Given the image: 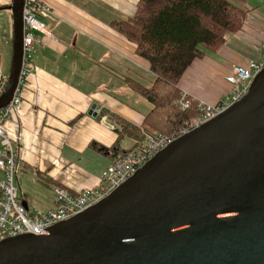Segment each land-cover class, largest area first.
<instances>
[{
	"label": "water",
	"instance_id": "95a60500",
	"mask_svg": "<svg viewBox=\"0 0 264 264\" xmlns=\"http://www.w3.org/2000/svg\"><path fill=\"white\" fill-rule=\"evenodd\" d=\"M23 2L9 6L0 108L18 83ZM0 264H264V67L239 100L173 139L97 203L45 234L1 240Z\"/></svg>",
	"mask_w": 264,
	"mask_h": 264
},
{
	"label": "crops",
	"instance_id": "0c3cea01",
	"mask_svg": "<svg viewBox=\"0 0 264 264\" xmlns=\"http://www.w3.org/2000/svg\"><path fill=\"white\" fill-rule=\"evenodd\" d=\"M11 1L0 0L1 32ZM43 1L56 13L44 19L52 36L37 34L22 107L4 122L16 148L17 193L20 190L18 196L30 212L54 207L55 186L75 193L99 183L111 158L95 146H110L118 133L91 112L92 106L139 126L151 104L129 88L125 78L140 80L145 70L153 80L135 44L111 24L133 17L138 0ZM237 3L246 9L242 27L227 33L217 50H203L179 83L180 89L208 104L217 103L231 88V67L259 59L264 47V0ZM6 32L12 39V28ZM6 44L9 41L2 46L0 75H8L10 68ZM133 143L124 136L120 145Z\"/></svg>",
	"mask_w": 264,
	"mask_h": 264
},
{
	"label": "trees",
	"instance_id": "16d2710c",
	"mask_svg": "<svg viewBox=\"0 0 264 264\" xmlns=\"http://www.w3.org/2000/svg\"><path fill=\"white\" fill-rule=\"evenodd\" d=\"M246 9L237 0H138L135 15L111 24L135 44L136 54L148 63L153 75L149 85L127 76L125 83L151 104L141 125H133L114 113L101 110L115 122L118 133L110 146L95 147L111 160L140 145L149 133L171 135L199 113L196 99L181 109L177 105L179 83L190 65L203 55V49L215 51L227 33L239 30ZM129 136L134 143L120 145Z\"/></svg>",
	"mask_w": 264,
	"mask_h": 264
},
{
	"label": "built area",
	"instance_id": "2783aa9c",
	"mask_svg": "<svg viewBox=\"0 0 264 264\" xmlns=\"http://www.w3.org/2000/svg\"><path fill=\"white\" fill-rule=\"evenodd\" d=\"M55 16L56 13L52 6L43 0H24L23 2V53L18 83L8 104L0 108V241L21 234H45L57 222L68 219L97 203L131 177L139 167L173 139L218 115L239 100L251 86L256 74L264 67L263 47L259 59H251L246 65L231 67V74L227 77L231 88L217 103L208 104L194 98L197 101L199 113L193 120L185 122L178 131L171 135L146 134L140 145L125 155H117L110 161L102 171L100 181L96 186L83 188L75 193L62 186H55L54 207L45 211L30 212L22 204L17 193L15 185L16 148L4 130V122L13 111H19L22 107V90L32 70L37 34L52 36L46 28L44 19ZM7 81L8 75H0V95L4 92ZM192 98L186 90L180 89L177 105L181 109H186L190 106ZM92 112L99 116L102 123L111 128L116 126L114 121L110 122L107 115H101V109L95 107Z\"/></svg>",
	"mask_w": 264,
	"mask_h": 264
},
{
	"label": "rangeland",
	"instance_id": "374dc122",
	"mask_svg": "<svg viewBox=\"0 0 264 264\" xmlns=\"http://www.w3.org/2000/svg\"><path fill=\"white\" fill-rule=\"evenodd\" d=\"M10 14H11V10H10V8L8 9V18H7V22H5V24H4V29H5V31L4 32H1L0 31V55H1V52H2V50H3V44H4V42L7 40V41H9V44L7 45L6 44V48H7V46L9 47L10 46V50H11V48H12V39L10 38V37H8V33L6 32L7 31V29H9V31H11V28H12V17H10ZM1 28H2V21L0 22V30H1ZM9 38V39H8ZM202 50H206V49H203L202 48ZM2 57L0 56V59H1ZM141 72H142V76L141 77H139L140 78V80L144 83V84H150V81L152 80V78H151V76H150V74H149V72H147V71H145V70H141ZM223 97H224V95H223ZM222 97V98H223ZM221 98V99H222ZM16 173L18 174V172H17V169H15V178H16ZM15 185H16V187L18 188V186H17V181H16V179H15ZM20 191V190H19ZM19 191H18V194H19ZM47 193H51L52 194V192H51V190H49V192H47ZM54 194V193H53ZM52 194V195H53ZM37 211H39V210H37ZM34 212H36V210L34 211Z\"/></svg>",
	"mask_w": 264,
	"mask_h": 264
}]
</instances>
